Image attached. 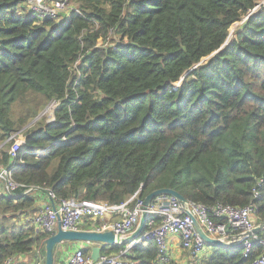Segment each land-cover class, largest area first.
Listing matches in <instances>:
<instances>
[{
	"label": "trees",
	"instance_id": "1",
	"mask_svg": "<svg viewBox=\"0 0 264 264\" xmlns=\"http://www.w3.org/2000/svg\"><path fill=\"white\" fill-rule=\"evenodd\" d=\"M73 1L82 16L56 24L25 13L26 0H0V165L12 179L109 204L169 189L206 208L252 204L264 223V0ZM52 102L53 121L27 129L10 161L5 142ZM38 199L0 196V264L33 256L48 237L19 224ZM210 250L189 264L259 254ZM157 255L150 241L124 260Z\"/></svg>",
	"mask_w": 264,
	"mask_h": 264
},
{
	"label": "built area",
	"instance_id": "2",
	"mask_svg": "<svg viewBox=\"0 0 264 264\" xmlns=\"http://www.w3.org/2000/svg\"><path fill=\"white\" fill-rule=\"evenodd\" d=\"M25 8L39 21L49 19L56 24L66 21L72 13L82 16L81 11L76 6L70 5L69 0H26ZM61 13L65 15L61 17ZM17 134L18 132L11 135L8 140L12 141V145L7 150L10 161L16 159L20 146L25 140L22 137L17 138ZM34 152L38 154L42 150L36 149ZM20 189L24 194L33 193L39 196V208L34 215L25 216L21 221L22 224H30L36 231L48 237L56 233L60 224L62 231L112 232L115 244L120 246L124 245L123 241L130 237L138 226L142 214L143 199L139 198L140 189L121 204L80 201L74 198L58 199L49 190H45L46 194H42L39 189L27 188L15 182L9 168L0 165V196H13ZM185 208L206 236L218 241L234 242L242 248L244 255L252 252L254 248H259V254L251 264H264V231L258 234L252 233L259 225L253 220L254 205L236 207L216 204L206 208L202 204L186 201ZM146 213L147 221L141 235L118 253L106 255L101 253L98 260L94 261L90 257L93 246L85 244L87 253H84L82 248L73 250L58 264H132L124 260L129 249L134 245L150 241L156 245L158 264H164L170 261L167 254L170 237L179 239L181 251L190 252L192 260L189 263L208 248L195 232L191 218L173 197H157ZM85 225L88 229L83 228ZM16 258L6 259L2 264H44V255L40 248L34 251L30 261H19Z\"/></svg>",
	"mask_w": 264,
	"mask_h": 264
},
{
	"label": "water",
	"instance_id": "3",
	"mask_svg": "<svg viewBox=\"0 0 264 264\" xmlns=\"http://www.w3.org/2000/svg\"><path fill=\"white\" fill-rule=\"evenodd\" d=\"M8 140L6 142H8ZM3 144L0 145V148L3 146ZM38 191L42 194H46L44 190H38ZM160 196H170V197H173L175 200H177V202L183 208L186 215H188L191 218L195 232L200 237V239L203 241L206 247L208 248H211V247L232 248V247L238 246L234 242L218 241V240L211 239L208 236H206L204 232L202 231V229L197 224L196 220L190 215L188 210L185 208L186 200L178 193L172 190H169V189H160V190L153 191L143 199L142 214H141L138 226L136 230L133 231V233L130 235V237H128L125 241H123V244L133 242L141 235V233L143 232L145 228V224L147 221L146 211L151 206L152 202L157 197H160ZM263 231H264V223L258 225L252 231V233L258 234ZM227 233H228V229H227ZM63 243H82V244L92 245L93 247L91 248L90 257L94 261L98 260L101 254V250L104 246L113 247L117 245L115 244L114 235L112 232L97 233V232H89V231H78V232L62 231L60 229V224H58L56 233L44 239L40 244L39 248L44 250V264H54L55 249L58 245L63 244Z\"/></svg>",
	"mask_w": 264,
	"mask_h": 264
},
{
	"label": "crops",
	"instance_id": "4",
	"mask_svg": "<svg viewBox=\"0 0 264 264\" xmlns=\"http://www.w3.org/2000/svg\"><path fill=\"white\" fill-rule=\"evenodd\" d=\"M84 229H88V226L85 225L83 227ZM36 231V229H35ZM84 249L86 250L87 247L85 244H80V243H63L60 244L56 247L55 249V264H58L59 262H62L66 259V257L76 249ZM92 248V247H91ZM181 253L180 245H179V239L177 237H170L168 241V257L169 260L172 261L174 264H183L184 261L179 259V255ZM211 255V250L210 248L204 249V251L200 254V257H205ZM33 256H20L17 257L16 259L19 261H30ZM192 260V259H191ZM189 260V261H191Z\"/></svg>",
	"mask_w": 264,
	"mask_h": 264
},
{
	"label": "rangeland",
	"instance_id": "5",
	"mask_svg": "<svg viewBox=\"0 0 264 264\" xmlns=\"http://www.w3.org/2000/svg\"><path fill=\"white\" fill-rule=\"evenodd\" d=\"M70 5L72 6H76V3L71 0V2L69 1ZM24 12L25 13H28L27 12V9L25 8L24 9ZM61 17H63L65 14L64 13H61L60 14ZM243 21V20H242ZM241 23H238V24H235L230 30H229V35H228V40L232 38L235 30L237 27H239ZM56 104H53V103H48L46 104L43 109L39 112V114L32 120L30 121L23 129H21L18 134L16 135L17 138H23L24 139V132L31 128L33 125H35L36 123H40L38 121H41V120H46V122H49L53 119V109L55 107ZM7 143V142H6ZM12 145V143H11ZM18 224V223H17ZM19 224H22V222H19ZM137 228V227H136ZM136 228L134 229V231L136 230ZM180 260H183L184 263L183 264H189V260L192 259V256L190 254V252H186V251H181L180 255L178 256ZM194 264V263H193Z\"/></svg>",
	"mask_w": 264,
	"mask_h": 264
}]
</instances>
